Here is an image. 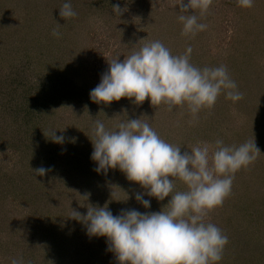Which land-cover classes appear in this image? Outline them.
<instances>
[{"label": "rangeland", "instance_id": "rangeland-1", "mask_svg": "<svg viewBox=\"0 0 264 264\" xmlns=\"http://www.w3.org/2000/svg\"><path fill=\"white\" fill-rule=\"evenodd\" d=\"M1 1L3 2L4 0ZM137 1L138 0H121L120 7L122 12L120 15H115L114 22L100 25L99 27L97 26V28L94 27L87 39L83 38L82 43L80 42V52H77L79 56L76 57L79 60V64L83 65L81 69L84 71L86 79L79 82L82 84L81 87L77 86L78 83H75L73 86L77 87V89L71 90V88H69L65 91L61 99H57L53 107H50V118H42L43 115L40 117L38 113L31 117V124L35 125L38 131V138L34 139L32 143H29L30 145L27 148H24V143L21 145L18 143L16 149H13L10 156L6 153L7 151L2 150L3 152L1 155L4 159L0 160V202L2 206L7 209L6 215L8 221L10 218L13 223L17 218L22 219L21 216L24 217L25 214L20 213L21 210L18 208V199L15 201L16 203H10V201L5 203L4 200H2L1 191L5 188L6 182L8 193L9 188H11V191L13 189L15 194H17V190L21 189V193L24 191L29 194L27 199H29L31 194H40L43 189L41 186L42 184L52 189L57 187L66 189L67 201L63 209L66 215H63V210L60 212L57 205L48 215V218L52 216L51 218L54 220L55 218L59 219L60 214L63 216H67L68 214L72 215L73 210L83 214L82 211H85L86 208L88 210V208L91 207L106 206L113 215H119L122 209H136L141 213H146L156 212L154 211V207L163 209V207L166 206L163 205L159 207L163 201H158L154 197L145 195L144 199L150 200L151 204V208L146 209L143 204L138 202L135 198L136 193H143L144 189L141 188L138 183L127 180L126 175L121 172L119 168L109 169L107 174L102 172L97 173L94 170L97 164L91 159L93 144L90 138H93L92 129L95 125H87V121L85 120V116L91 112L92 114H90L89 117L93 116L94 123L100 121L104 123L106 129L113 131L118 130V125L121 122H126L128 119L142 118L147 121L166 142L181 147L182 152L189 151L191 147L198 142H207L214 148L217 139H221L223 142L233 139V144L231 146H239L244 143V141H242L244 138H246L245 141L252 142H255V140L259 138L260 140L258 139L259 142L256 143V146L261 153L257 155L256 160L251 165L247 168H242L235 174L231 194L225 198L222 206L216 207L209 213L206 221L212 223L215 218L218 219L217 222L223 221V216L232 213L231 222L228 223V227H231L229 229L230 233L236 232L238 234L244 230L245 232L247 230L249 232L255 231L252 233L253 236L257 240H264V224L261 225V220H258L259 227L257 222V218L264 220V194L261 195L260 193L256 195L254 189V187L258 185L264 191V120H261L259 123L256 117H253L252 114H248L253 106H263L261 116L264 117V97L260 100L259 105L255 101H251L252 103L254 102V104H250L247 109H243L240 107L241 105H237L236 102L232 101L231 103L229 100L223 101L228 103H224V105L227 106V109H230L231 119L229 118L230 122L227 123L228 128H222V131H213V133H211L216 139L202 132H199V134L195 133L194 117L192 114L191 116L189 115L190 112L186 104L183 107L176 106L169 111L168 106L165 104L153 107L150 103V99H146L142 105H136L126 97L119 101H113L110 105L103 103L97 104L91 100L89 88L85 87V85L92 83V86L96 87L101 82L102 74L108 70H103V66H108L109 68L108 61L119 57V60L122 62L125 56L130 55L133 50H139L144 44L156 41V36L160 39V42L163 38L168 37L170 41H175L176 37H180L181 39L184 38V36L181 35L183 26L180 29L178 27L177 30L175 28L173 30L175 33L170 32L172 35L168 36V29L165 28L167 27L166 25L160 26L148 24L146 22L145 24L140 23L139 21L142 19L138 20L140 16L138 15ZM152 1V6L159 2V0H151V2ZM178 1L179 0H170L171 3H176ZM19 13V8H15L9 3L8 6H0V16H3L0 18V33L4 32L1 26H5V24H10L12 26L18 22ZM263 16L264 0H254V6L251 8L238 6L237 0H213L208 13L199 21L200 23L207 24V29L198 32L194 37L186 36L185 44L188 45H184L180 48L184 50L182 54L191 46L193 51L190 56V62L194 66L199 68H215L225 65L227 61L230 60V51L232 49L237 51L240 49V46H242L240 38L239 43H236L233 48L230 47V41H232L235 34L234 28L237 27V23L241 25L242 22L250 20V24L256 23L260 26V19ZM142 24L144 25L141 26ZM151 27L153 31H155L154 33L151 32V30H145ZM247 29L249 30V28ZM252 32L253 31H251L250 36ZM148 33L153 34H151V37H148ZM241 33V37H243V29ZM246 33L247 31H245V34ZM118 34L124 35V40L121 41ZM3 40V37L0 35V43ZM142 41L144 42L141 44ZM138 42L140 43L139 46ZM175 45L176 44H173V47H175ZM116 49L117 52H114ZM182 54L180 52L175 53V55ZM254 56H256L255 61L259 60V64L258 66H254L255 62H251L252 66H250V68L253 67L251 73L252 77L260 76L264 78V52H262V54L256 53ZM237 60H239V58L236 57L234 61ZM234 64L230 72L234 80H236L235 83L238 91L245 95L242 92V90H245L244 84L242 83H244L246 79L243 74L244 63L238 61ZM65 86L72 85L67 84ZM60 89V86H58L54 90V96H56V98L59 97L58 94H60ZM262 92L264 96V88H262ZM223 93L225 94V92L222 91L220 95L223 96ZM220 95L215 103L217 106L221 104L222 97ZM33 105L35 104L32 102V106ZM214 107L208 109L210 114L214 113ZM198 116L199 115L195 117L197 121L203 119ZM58 119L61 121L60 132L62 133L59 132L60 134L57 128ZM54 131H56L55 134L57 136H63L64 140L62 143H56L51 139V133ZM65 140L70 142L69 144H72V142L74 143L72 146H68ZM67 146L68 148L67 150L65 149V152L64 147ZM44 151H46V153H44ZM87 152L89 154H87ZM66 156H68V158ZM40 167L47 170L45 175L52 171H54L53 173H57V175L54 178H52V175H38L34 170ZM76 167H78V169ZM38 182H42V184L40 185ZM81 183L87 186L86 191L82 193H80V187H78V184ZM247 185L248 187L246 190L248 191L244 188ZM251 186L252 189H250ZM181 189L185 191L186 186L181 181L176 180L175 191H180ZM249 190L252 191L250 192ZM112 193H114L113 196ZM165 199L169 201L171 196ZM57 200L58 198L52 199V201ZM12 223L9 224L11 225ZM254 223H256L257 228H255ZM1 225L7 232V229H9L7 222ZM81 228L77 229V231L79 229L80 231H76L77 234L80 232V235L76 238L77 240L75 239L76 241L74 240L71 245L66 247L68 252L66 251L65 255L62 256L63 260L69 261L72 264L73 261L79 262L80 264H87V262L89 264H118L114 253L108 250L107 237H90L83 223ZM237 234H232L233 236L231 237H235ZM258 234H260L259 237H257ZM245 235L250 241L252 236L249 237L246 233ZM4 238V232L0 231V241H3ZM251 245L254 246L255 243L251 242ZM231 246L230 248H233L235 244ZM262 247L264 248V246ZM82 248L87 253L81 254L80 257L75 259V252L77 250H82ZM2 250H4V248H0V254ZM245 251H248V249Z\"/></svg>", "mask_w": 264, "mask_h": 264}, {"label": "clouds", "instance_id": "clouds-1", "mask_svg": "<svg viewBox=\"0 0 264 264\" xmlns=\"http://www.w3.org/2000/svg\"><path fill=\"white\" fill-rule=\"evenodd\" d=\"M212 2L179 0L181 35L194 37L207 29L208 25L199 21ZM237 4L251 8L254 0H237ZM112 9L118 15L122 12L119 4ZM189 9L192 14H188ZM76 15L70 3L61 6L62 18ZM52 34L60 36L56 29ZM192 51L189 46L184 54L172 55L158 40L144 44L122 62L119 57L108 61L109 68L91 90L90 98L106 105L125 97L142 105L150 98L153 107L165 104L169 111L186 104L194 118L201 110L214 107L222 91L233 102L243 99L226 66L196 67L190 62ZM55 133H51V139L62 143L63 136ZM92 137L91 159L97 164V173L107 174L109 169L119 168L127 180L144 189L135 198L146 209L151 204L145 195L158 201L171 196L159 212L122 209L119 215H113L104 206L88 208L82 215L73 210L70 217L81 221L90 237H107L108 250L118 264H216L222 260L228 237L206 218L231 194L235 174L261 153L255 142L226 146L217 139L214 148L207 142H198L182 152L181 147L166 142L142 118L121 122L115 131L96 121ZM46 171L43 167L34 170L41 176ZM176 180L186 186L185 191H175ZM11 264H22V260L14 258Z\"/></svg>", "mask_w": 264, "mask_h": 264}, {"label": "trees", "instance_id": "trees-1", "mask_svg": "<svg viewBox=\"0 0 264 264\" xmlns=\"http://www.w3.org/2000/svg\"><path fill=\"white\" fill-rule=\"evenodd\" d=\"M120 1L9 0L8 2V0H4L2 2L0 0V6H8L9 3L13 7L19 8L20 11L18 22L12 26L10 24L1 26L4 32L0 33L4 39L0 43V160L4 159L1 155L2 150L7 151L6 153L10 156L18 143L20 145L24 143V148H27L30 145L29 143L38 138V131L35 125L31 124L32 116L38 113L40 117L43 115L42 118H50V107H53L57 99H61L69 88L71 90L77 89V87L73 86L75 83H78L77 86H82L79 82H82L86 78L84 71L81 69L83 65L79 64V60L76 57L79 56L77 52H80L79 44L80 42L82 43L83 38L87 39L94 27L97 28V26L114 22V17L117 14L113 11L112 6L117 4L120 6ZM184 2L187 3L188 0H184ZM64 3H70L77 15L67 20L62 18L60 16V8ZM137 3L138 15L140 16L138 20L142 19L139 21L140 23L166 25L167 27L165 28L168 29V36L172 35L170 32H173L175 28L177 30L178 27L180 29L183 26L178 20V15L181 11L179 1L171 3L170 0H159L153 6V1L151 2V0H138ZM192 11L189 9L188 14H192ZM2 17L0 16V18ZM260 21V26L256 23L250 24V20L242 22L241 25L237 23V27L234 28L235 34L232 41H230V47L233 48L236 43H239L240 38L242 46L237 51L235 49L230 51V60L224 65L227 67L230 78L236 81L230 71L234 67V63L238 61L244 63L243 74L246 79L242 83L245 87V90H242V92L245 95H243V99L236 102L243 109H247L250 104H254L251 101H255L259 105L260 100L264 97L262 92L264 78L260 76L252 77L253 67L250 68L252 61L255 62L254 66H258L259 64V60L255 61L256 56L254 54H262L264 52V16ZM53 29H56L60 33L59 37L53 36ZM242 29L243 37H241ZM145 30L155 32L152 27ZM245 31H247L246 34ZM251 31L253 32L250 36ZM153 33H148V37H151ZM119 36L121 41L124 40V35L121 34ZM157 40L160 41L156 36ZM161 42L170 49L172 55H175L177 52L182 54L184 50L180 48L188 45L185 44L186 36L183 39L176 37L175 41H170L169 37L163 38ZM139 44L138 42V46ZM173 44H176L175 47H173ZM114 52H117V49ZM236 57L239 60L234 61ZM105 69H108V66H103V70ZM67 84L72 86H65ZM58 86L61 89L60 94H58L59 97L56 98L54 90ZM85 87L89 88V92L95 88L92 86V83L86 84ZM222 95H220L222 97L221 104L219 106L217 104L214 105L217 107H214V113L210 114L208 109H203L198 113L203 119L197 121L194 118V130L196 134L202 132L207 136L214 137L211 135L213 131H222V128H228L227 123L230 122L231 114L229 112L230 109H227V106L224 105L227 102L223 101H228L229 99H226V94L223 93ZM229 101L232 103V100ZM32 102L35 105L32 106ZM250 111L248 114L256 117L259 123L261 120H264V117L261 116L263 106H253ZM90 114L92 113L89 112L85 116L86 124L95 125L93 116L89 117ZM189 115L191 116V113ZM58 120L57 128L59 133L61 121L60 119ZM213 139L216 138L214 137ZM258 139L255 140V143L259 142L260 139ZM245 140L246 138L242 139V141L246 142ZM66 142L68 146H72L74 143L69 144L70 142ZM224 142L225 145L231 146L233 139L231 141L225 140ZM68 146L64 147V151L65 149L67 150ZM87 154L89 153L87 152ZM66 157L68 158V156ZM76 168L78 169V167ZM53 172L45 176L52 175V178H54L57 173ZM38 183L42 184V182ZM41 186L43 187L42 192L38 195L31 194L29 199H27L29 194L24 191L21 193V189L17 190V194H15L13 189L11 191V188H9L8 193L7 182L5 188L1 191L2 200L5 203L7 201L16 203L15 201L18 199L20 213L25 215L24 217L21 216L22 219L17 218L13 223L10 218L8 221L6 215L7 209L0 202V231H3L5 235L4 240L0 241V248H4L1 251L2 255L0 254V264H11L14 258L22 260V264H72L69 261L63 260L62 256L67 251L66 247L71 245L80 235V232L77 234L76 231L78 228H81L82 222L71 218V214L63 216L65 214L63 210L64 204L67 201L66 189H62L63 187L61 189L60 187L52 189L45 184ZM78 187H80V193L87 189L84 183L78 184ZM247 187L248 185L244 187L245 190ZM250 189H252V186ZM254 189L256 195L260 193L261 195L264 194V191L258 185ZM249 191L251 192L252 190ZM56 198H58L57 201H52V199ZM167 203L168 200L165 199L159 207L167 205ZM56 206L60 209V212L63 210V215L60 214L59 219L55 218V220L51 218L52 216L48 218V215ZM87 211L86 208L85 211H82V215H86ZM154 211H162V208L154 207ZM231 215L232 213L223 216V221L217 222L218 219L215 218L214 222H212L227 235L229 241L224 248L222 260L216 262V264H264V248L262 247L264 246V240H257L252 234L255 231L249 232L247 230L245 232L244 230L238 234L236 232L230 233L229 229L231 227H228V223L231 222ZM258 220H261V225L264 224V220L257 218V222ZM6 222L9 225L7 232L1 225ZM8 222L12 224L10 225ZM254 224L255 228H257L256 223ZM245 233L249 237L252 236L250 241L246 238ZM232 234L237 235L231 237L233 236ZM259 236L260 234L257 237ZM251 242H254L255 245H251ZM231 244L232 246L235 244V247L230 248ZM247 249L248 251H245ZM85 253L87 252L82 248V250L75 252L74 257L76 259ZM73 264L80 263L73 261ZM87 264L89 263L87 262Z\"/></svg>", "mask_w": 264, "mask_h": 264}]
</instances>
